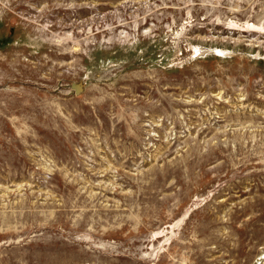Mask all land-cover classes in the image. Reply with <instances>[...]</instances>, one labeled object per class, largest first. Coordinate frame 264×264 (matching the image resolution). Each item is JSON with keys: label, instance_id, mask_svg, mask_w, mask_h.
Instances as JSON below:
<instances>
[{"label": "rangeland", "instance_id": "1", "mask_svg": "<svg viewBox=\"0 0 264 264\" xmlns=\"http://www.w3.org/2000/svg\"><path fill=\"white\" fill-rule=\"evenodd\" d=\"M0 264H264V0H0Z\"/></svg>", "mask_w": 264, "mask_h": 264}, {"label": "water", "instance_id": "2", "mask_svg": "<svg viewBox=\"0 0 264 264\" xmlns=\"http://www.w3.org/2000/svg\"><path fill=\"white\" fill-rule=\"evenodd\" d=\"M73 86L76 88L77 91L80 90V86H79V85H76V84H75V85H73Z\"/></svg>", "mask_w": 264, "mask_h": 264}]
</instances>
